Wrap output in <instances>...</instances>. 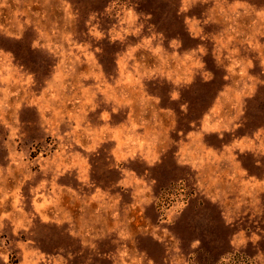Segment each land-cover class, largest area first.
I'll return each mask as SVG.
<instances>
[{
	"label": "clouds",
	"instance_id": "obj_1",
	"mask_svg": "<svg viewBox=\"0 0 264 264\" xmlns=\"http://www.w3.org/2000/svg\"><path fill=\"white\" fill-rule=\"evenodd\" d=\"M62 3L67 5L60 9L66 27L53 22L45 30L47 43L38 36L29 45L34 53L55 52L59 59L51 78L43 80V94L59 98L53 82L62 68L67 69L63 90L73 87L72 75L83 63L77 48L91 64L90 71L79 73V86L88 95L75 98L70 115L64 113L53 126L56 113L47 116L48 109H41L38 127L57 146L54 156L46 158L41 151L33 161L29 147L21 146L27 137L19 118L22 104L11 101L22 91L32 92L40 83L38 71L13 64V50L0 44V125L5 133L0 135V264H12L14 256L19 264H176L178 255L183 264H200L213 247L219 254L211 257L212 264H223L225 255L232 257L230 264H247L245 256L264 264V124L250 125L248 117L249 101L264 88V0H175L170 15L194 41L190 46L180 34L169 36L151 23L152 12L139 11L132 0H107L102 9L89 10L80 33L86 39L78 40L68 27L80 20V12L71 10L68 0ZM6 6L7 0H0V8ZM26 30L0 24V39L22 41ZM224 33L227 51L220 39ZM105 44L114 49L108 65L102 62ZM119 45L126 46L121 50ZM34 68L43 70L39 63ZM218 80L227 83L198 110L204 90ZM215 104H221L219 113ZM61 125L66 129L61 131ZM169 154L184 173L177 184H186L189 192L163 205L156 223L134 230L127 217L159 204L156 172ZM93 158L103 164L101 175L112 176L110 181L93 178ZM210 166L213 172L226 170L211 187L203 176ZM229 195L230 211L214 220L213 209ZM65 197L79 203L82 217L91 209L110 223L90 219L87 227H79L63 208ZM249 212L256 227L237 223ZM182 223L192 226V239L185 241L175 230ZM52 228L59 235L52 236ZM63 238L67 244H54ZM142 240L156 254L141 248ZM45 245L54 250L48 252Z\"/></svg>",
	"mask_w": 264,
	"mask_h": 264
},
{
	"label": "rangeland",
	"instance_id": "obj_2",
	"mask_svg": "<svg viewBox=\"0 0 264 264\" xmlns=\"http://www.w3.org/2000/svg\"><path fill=\"white\" fill-rule=\"evenodd\" d=\"M68 2L72 5L71 10H79L80 12V20L74 22L71 27H68V31L74 32L77 34L78 40H84L86 37L81 36L80 33L83 30V20L86 17V14L89 10L92 9H102L107 0H68ZM122 2V0H121ZM215 2V0H212ZM223 2V0H221ZM253 4H258L261 0H251ZM132 3L139 4V11L152 12L153 20L151 23L157 24L161 29L165 30L169 36L180 34L185 40V46H190L194 43V41L188 39L186 33L184 32L183 26L176 20L171 18L172 8L170 5L175 4V0H132ZM118 6V5H117ZM62 7H67L62 3V0H7V6L0 8V24L4 25L12 29L13 31H22L24 27L27 28L24 31V39L22 41H14L12 43H8L0 39V44H3L6 48L13 50L16 60L13 61V64H22L26 68H33L34 71H38L37 79L40 81L38 85L34 87L32 92L22 91L21 96L19 98H13L12 103L15 102L16 99H19L22 107L19 111V118L24 125V130L27 132V137L24 141L23 146H28L31 151V160H35L37 155L41 151H45L46 158L48 156H54L57 151V146L53 143V139L51 136H47L39 127L38 122L41 120V109H48L45 115L52 116L53 113H56V116L53 117V126L55 125L56 120L62 116L64 113H68L69 115L74 110V100L77 96L80 98H84L88 93H86L80 86V75L79 73H84L90 71V64L88 56L86 53L81 52L79 48L75 50V54L83 61L77 67L76 73L72 75L71 85L73 87L69 88L67 91L63 90L62 81L64 79L63 73L67 71L66 68L60 69L61 75L57 81L53 82V89L55 91L58 99H49L46 95L43 94V80L47 78H51V74L53 73L54 65L59 63V59L57 58L55 52L51 55L40 53H34L29 47L32 39L36 37H40L42 42L47 43L49 41V35L46 33V29L49 28L53 22H59L61 25V29L63 30L66 25L61 20V17L64 15L60 11ZM206 7V5H205ZM23 12L24 15H17V12ZM201 11L200 8L196 10V13L199 14ZM30 19L31 24L25 25V21ZM106 25L107 21H103ZM23 26V27H22ZM219 25L213 26V29L219 31ZM44 32L45 34L41 35ZM227 33H224L221 36V41H223L224 50L227 51L229 42L225 40ZM133 37H129V42H134ZM262 42H264V37H261ZM126 45H119L122 50ZM211 47V45H209ZM114 49L108 48L105 44V56L102 58V62L106 65L110 64L111 61V53ZM2 59V58H0ZM208 60L209 67L213 68V71L217 73V76H221L223 73L221 70H218L213 67L212 61L210 58H206ZM41 64L43 66V70L39 71V68H34L36 64ZM123 69L121 72L123 73ZM253 71H256L253 69ZM111 79V78H109ZM91 83V81H84V84L87 85ZM221 83H227V81L218 80L216 84L212 87H207L201 98L199 103V107L206 106V101L210 100L211 97L215 94L217 88ZM34 93V94H33ZM224 99H227L225 97ZM27 105H31L30 107ZM216 112L219 113L221 111V104H215ZM249 124L257 125L264 124V88H261L260 92L257 96L249 101V110H248ZM66 129V125H61V131ZM4 127L0 125V135H4ZM174 135V133H173ZM35 142V143H32ZM172 148H177V145H170ZM35 150L32 151L31 149ZM3 154L2 143H0V155ZM165 164L159 166L156 175L158 177L159 183L156 185V197L159 201L158 205H154L150 207L146 213L141 214V212L137 209L134 210L129 217L133 220L132 228L135 230L141 226H149L150 224L156 223L157 214L160 212L163 205L170 203L173 200V197L178 196L182 193H188L189 189L186 184H177V180L181 178L184 173L176 167L171 160V155H165L164 157ZM102 160V155H101ZM3 161H0L2 163ZM91 163L93 164V178L97 180L110 181L112 176L101 175V171L103 168L102 163H98V161L93 158ZM246 167H250V165L245 164ZM35 170V168H33ZM226 174L225 172H220L217 170L213 172L211 166L209 170L203 173L206 182L209 184V187L214 185L217 181L223 179V176ZM215 177V178H214ZM11 186V185H9ZM223 187V185H221ZM226 191L228 189H225ZM235 192V189L232 190ZM191 195L194 197L196 194L193 192ZM127 200L128 197L126 196ZM232 196L229 195L227 198L221 199L217 208L212 211V218L214 220L218 219L219 213H228L231 208ZM63 208L68 212H71L72 217L76 218V223L79 227L84 228L87 227L89 220L94 219L97 222L104 223L107 226L110 221L105 220L103 217H97L91 209L85 214V216H81L78 212L79 203H73L68 197H65L62 201ZM261 212H264V193H261ZM93 208L96 205L92 206ZM68 219L69 217H65ZM260 218V217H257ZM238 224H243L245 227H256L251 220V213H248V216H242L241 219L237 222ZM67 226V225H66ZM260 226H264V219H262V223ZM177 232L183 234L185 241L192 239L196 233L194 232L192 226L187 223L178 224L175 229ZM209 231H217L216 228H210ZM38 231L43 234V229H38ZM51 235L57 236L59 235L54 228L51 229ZM68 241L66 238L55 240L54 244H67ZM206 246V245H205ZM149 247L150 254H156V249L150 246V242L141 241V248ZM45 249L48 252L53 251L51 245H45ZM103 245H101L100 251H105ZM246 251V250H242ZM210 255L208 257H204L203 260L200 261V264H212L211 257H214L219 254L216 248L209 250ZM51 259V257H49ZM243 259L247 262V264H256L254 260L249 259L247 256L243 257ZM41 261L45 260L44 256L40 257ZM232 257L230 255H225L223 264H230ZM184 257L178 255L176 264H183ZM12 264H19V259L17 257H13ZM103 264V262H102Z\"/></svg>",
	"mask_w": 264,
	"mask_h": 264
}]
</instances>
